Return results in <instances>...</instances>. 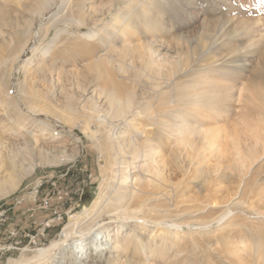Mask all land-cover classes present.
<instances>
[{
    "label": "rangeland",
    "instance_id": "obj_1",
    "mask_svg": "<svg viewBox=\"0 0 264 264\" xmlns=\"http://www.w3.org/2000/svg\"><path fill=\"white\" fill-rule=\"evenodd\" d=\"M33 136L34 171L12 188V150ZM149 146L154 181L122 201ZM0 153V264L38 253L21 250L44 197L73 211L41 249L103 195L104 218H161L150 242V227L126 229L153 246L121 264H264V0H0Z\"/></svg>",
    "mask_w": 264,
    "mask_h": 264
},
{
    "label": "bare ground",
    "instance_id": "obj_2",
    "mask_svg": "<svg viewBox=\"0 0 264 264\" xmlns=\"http://www.w3.org/2000/svg\"><path fill=\"white\" fill-rule=\"evenodd\" d=\"M40 68H41V66H40ZM34 97H35V94H34L33 98ZM112 102H113V105L116 107L117 112L118 113L122 112L123 114H125V112H128L127 109L131 105V101L129 100V98L119 99L118 97H114L112 99ZM22 140H23L22 144H18L16 146V148H13V150L11 149L13 156H12V160H11L12 163L9 164V169L11 170L10 172H11V179H12V186H11L12 188H14L19 183H21L26 175H28L34 171L33 168L25 169L23 167V164H24L23 162L26 161L28 159V157L32 155L34 146L37 145L38 141H37V139H35V136H33L31 138L29 137L28 139H26L25 137H22ZM45 140H48V139H44V141ZM34 143H36V144H34ZM2 145L3 144L1 143V146ZM38 146H39V144H38ZM152 147L149 146V150L147 149V152L149 151L148 154H147V152L143 153V156L147 157V159L145 158L146 160H144V162L142 161L143 158L140 159L142 162H140V160H138L140 163H142L141 166L138 167V166H135L136 165L135 162L132 163V165H134L133 168L136 170L137 169H139V170H137L136 172L126 173L127 175L121 177V179H124V180L126 179L127 181L129 179H132V180H130L132 182V186H129L127 189H124V188L120 189L121 193L124 192V194H122L123 196H121L122 201L128 202V200H130L131 195L133 196V198L137 195V198H138L139 194L137 192L142 193L144 191L143 185L154 181L153 177L157 173H155L153 177L149 176V174H150L149 173V166L151 164L150 165L148 164L149 160L152 159L153 154H155L154 153L155 150ZM155 147H157V146L155 145ZM40 149L42 150V148H40ZM41 150H40V153L42 152ZM118 153H119V151H118ZM120 156H121V154H120ZM137 157L139 158V156H137ZM13 159H15V160H13ZM133 159H132V161H134ZM20 162H22V164ZM128 162H127V164H128ZM128 165L129 166H127V167H130V164H128ZM132 165H131V167H132ZM18 166L19 167L21 166L20 167L21 169H19ZM1 169H2V167H0V170ZM153 173L154 172H152V174ZM127 185H128L127 182L123 181L121 183V186H127ZM131 189H133V191H131L130 197L128 196L129 198H127L125 193L127 194ZM8 193H9V189L6 187L3 188L2 192L0 193V199H1V197L7 195ZM106 202H107V200L103 195L100 199H98L94 203V206L92 207V209H87L85 212H83L81 214L71 216L69 223L67 224L64 231L60 235V239H61L60 242H58L56 240L53 241L49 247L38 250L37 251L38 253L34 257H32L29 260H22L20 264H45V261L48 260L50 257H52V255L57 251L58 246L61 244V241H63V244H64L66 241H68L69 239H72V238L79 239L77 245L73 248V251L85 253L84 259H83L84 254H81V256H77V254H74V252L71 251L72 252L71 257L67 258V255H66V258L63 259V262H62V259H59V261L58 260L55 262L53 261V264H63V263L64 264H84L82 259L86 260L88 258L91 259L92 264H121V260L123 258L127 257V254L135 253L137 251H141V253H145L146 248H148V247L150 248L151 246H153L152 244L146 245L143 242L133 243L132 239H130L132 236L131 233H129V232L125 233V232H126V229L130 230V227H133V229L135 228V230L136 229L141 230L143 228L150 227L151 230L148 231V232H150V235L147 238H148L149 242L153 241L154 239L151 237L154 235V233L152 234V232H154V228L159 227V224L161 223V221H158V219L161 220V218H158V219L148 218L147 219V218H145V216L140 217V214H138L134 211L130 212L129 213L130 215H129L128 214V207H125V208L122 207L121 209H120V207H118V208L112 210L111 212H108L106 217L104 218L103 209L107 206ZM96 220H99V221L97 222ZM89 222H91L90 225H87L84 227V224L89 223ZM93 222H94V224H92ZM143 223H146V226H144V225L141 226V224H143ZM113 225H118V228H119L117 233H116V239L115 240H112L110 235H109V232H110L109 229ZM171 226H172L171 228L173 230H178L179 225L172 224ZM169 232L172 233V231H169ZM124 233H125V235H124ZM168 234L169 233L166 232L165 236H168ZM100 235H103V236L101 237ZM102 238L106 239L105 241L107 242V244H106L107 248L105 247V249H99L102 247H96V249L92 250L89 254H87L85 252L86 247L89 245V244L88 245L83 244L85 241L91 239L92 241H95V243H96V241L98 239L101 240ZM95 243H93V245H96ZM90 245H92V244L90 243ZM156 247H157L156 249L161 252V250L158 249V246H156ZM152 248H154V247H152ZM89 249H90V247H89ZM123 253H125V255L121 257V254H123ZM127 258H129V257H127ZM124 261H125L124 262L125 264H130L129 263L130 260L129 261L124 260ZM18 262H20V261L11 259L8 261L7 264H17Z\"/></svg>",
    "mask_w": 264,
    "mask_h": 264
},
{
    "label": "built area",
    "instance_id": "obj_3",
    "mask_svg": "<svg viewBox=\"0 0 264 264\" xmlns=\"http://www.w3.org/2000/svg\"><path fill=\"white\" fill-rule=\"evenodd\" d=\"M37 191L35 192V194ZM57 203H52L51 198L44 197L42 200V203L39 204V211L46 214L45 218L38 219L36 224V231H29V233L26 235V237L29 239L30 245L26 247L24 250H21L22 252H28V251H38L41 249L40 246L45 245L43 242L46 240L48 232L55 227L62 226L65 222L66 215H70L73 211L71 209L69 212H62L61 211V202H63L62 197H58L56 199ZM19 248V244H16ZM15 246H8L7 248L4 247L3 251H11L12 249H16ZM43 248V247H42Z\"/></svg>",
    "mask_w": 264,
    "mask_h": 264
}]
</instances>
